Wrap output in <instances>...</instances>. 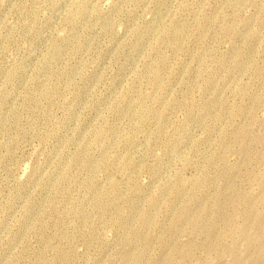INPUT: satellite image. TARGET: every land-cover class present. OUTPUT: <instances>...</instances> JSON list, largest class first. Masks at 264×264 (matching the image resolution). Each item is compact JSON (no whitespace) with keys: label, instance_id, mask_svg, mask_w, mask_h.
Segmentation results:
<instances>
[{"label":"rangeland","instance_id":"1","mask_svg":"<svg viewBox=\"0 0 264 264\" xmlns=\"http://www.w3.org/2000/svg\"><path fill=\"white\" fill-rule=\"evenodd\" d=\"M0 264H264V0H0Z\"/></svg>","mask_w":264,"mask_h":264},{"label":"bare ground","instance_id":"2","mask_svg":"<svg viewBox=\"0 0 264 264\" xmlns=\"http://www.w3.org/2000/svg\"><path fill=\"white\" fill-rule=\"evenodd\" d=\"M82 10H83V8H81ZM107 200H109V199H107Z\"/></svg>","mask_w":264,"mask_h":264}]
</instances>
